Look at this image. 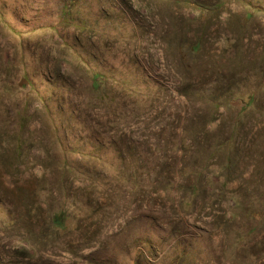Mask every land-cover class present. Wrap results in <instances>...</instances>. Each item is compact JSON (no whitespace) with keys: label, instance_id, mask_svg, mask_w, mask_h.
<instances>
[{"label":"rangeland","instance_id":"obj_1","mask_svg":"<svg viewBox=\"0 0 264 264\" xmlns=\"http://www.w3.org/2000/svg\"><path fill=\"white\" fill-rule=\"evenodd\" d=\"M216 1L0 0V264H264V0Z\"/></svg>","mask_w":264,"mask_h":264},{"label":"trees","instance_id":"obj_2","mask_svg":"<svg viewBox=\"0 0 264 264\" xmlns=\"http://www.w3.org/2000/svg\"><path fill=\"white\" fill-rule=\"evenodd\" d=\"M239 2H243L246 4V6L249 7V9L252 7V1L251 0H238ZM225 2L226 0H218L216 2H214L212 4V6L215 8V9H220L222 8L224 5H225ZM203 5L199 4L198 7H202ZM204 7V6H203ZM211 7L210 8H202V10H200L199 14L200 16L199 17H206L207 15L211 14ZM250 15V13L247 14V16ZM194 19H196L194 17ZM193 19V20H194ZM200 19V18H199ZM195 20V22L199 23L201 22V20ZM61 45H63L61 43ZM189 50L192 51V52H198V50L200 49L201 47V44L197 41L195 42V44L193 45H189ZM19 62L22 63L23 62V59L22 57L19 59ZM11 62L9 61L8 64L11 66L10 64ZM23 76L22 78L20 79L21 81L23 80L31 89H35V85H34V77L31 76V74H29V72L26 70V71H23ZM60 80V79H59ZM89 90L92 94V96L95 98L94 100H98L100 99L101 100V97L103 96V99H106V96L105 95H108L107 93H105L104 89H106L105 87V79H104V76L101 75L100 73H93L91 74V76H89ZM19 84V83H18ZM22 88H25L26 85L24 84H21L20 85ZM45 94H40L37 90H35V94L33 96H31V99H30V96L29 98H25V101L26 103L28 102H31V100L34 102V97H37L38 98V101L40 102V104H42L43 106V109L49 114V117H51V121L53 123V126L55 124V121H56V118L54 117V112H53V108L52 106L56 103L53 102V99H51L50 97H45L44 96ZM251 98L250 101H253L254 100V96L251 94L250 95ZM54 103L53 105L51 104ZM216 110V109H215ZM244 111V109H242V112ZM54 136H56V134H54ZM225 143H227L229 145V142L226 141ZM61 145V144H60ZM19 149V147H18ZM51 162H52V165L54 164V166L57 168V169H67L70 167V165L67 164L66 160L64 158H50ZM69 166V167H68ZM227 167V166H225ZM51 223H52V226L55 228L59 227V228H62L64 226V213L63 211H59L55 214H53V216L51 217Z\"/></svg>","mask_w":264,"mask_h":264}]
</instances>
